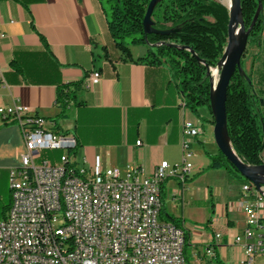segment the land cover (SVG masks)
I'll use <instances>...</instances> for the list:
<instances>
[{
  "label": "crops",
  "instance_id": "obj_1",
  "mask_svg": "<svg viewBox=\"0 0 264 264\" xmlns=\"http://www.w3.org/2000/svg\"><path fill=\"white\" fill-rule=\"evenodd\" d=\"M0 31V108H29L47 129L74 136L72 161L88 174L119 169L124 176L136 168L152 176L162 162L182 161L185 142L193 171L184 186L173 178L164 182L160 219L180 223L187 264H241L243 250L234 240L247 227L246 214L234 203L248 181L210 168V157L220 153L212 115L183 105L179 81L164 60L141 61L147 45H131V57L123 55L99 0H0ZM93 71L101 80L87 88ZM67 87L72 100L63 110L58 97ZM185 121L201 133L185 135ZM24 152L18 122L0 116V221L12 203L10 172ZM256 264H264V256Z\"/></svg>",
  "mask_w": 264,
  "mask_h": 264
},
{
  "label": "built area",
  "instance_id": "obj_2",
  "mask_svg": "<svg viewBox=\"0 0 264 264\" xmlns=\"http://www.w3.org/2000/svg\"><path fill=\"white\" fill-rule=\"evenodd\" d=\"M101 77L93 71L86 87ZM28 112L0 108L4 121L18 122L25 144L21 166L10 172L12 203L0 221V264H187L184 230L160 219L164 182L173 178L184 186L193 171L185 142L182 161L162 162L152 176L136 168L124 176L119 169L88 174L72 161L77 139L47 129L44 118ZM201 131L192 122L183 124L185 135ZM49 151L61 152L57 161L42 159ZM242 191L234 206L246 214L247 227L234 242L243 250L241 264H256L264 256V187L248 182Z\"/></svg>",
  "mask_w": 264,
  "mask_h": 264
},
{
  "label": "trees",
  "instance_id": "obj_3",
  "mask_svg": "<svg viewBox=\"0 0 264 264\" xmlns=\"http://www.w3.org/2000/svg\"><path fill=\"white\" fill-rule=\"evenodd\" d=\"M107 17L109 31L116 47L128 58L129 46L147 45L149 51L143 62L160 64L163 60L179 81L186 106L196 115L201 108L210 114L211 79L209 68H216L228 39L229 10L218 0H162L152 15L155 28L170 30L176 34L160 36L145 34L143 20L151 0H99ZM263 10L249 37V44L261 47L264 44V0H242V12L247 28L255 17L259 3ZM188 47L194 51L170 46ZM204 62V64L202 63ZM243 65V61H242ZM238 72L231 80L227 97L228 132L237 155L247 164H264V90H257ZM260 80L264 81V74ZM70 89L59 92L58 103L66 107L72 100ZM213 118V117H212ZM214 125V120H212ZM210 168L225 169L233 177L242 176L227 158L219 153L212 156ZM178 227L181 225L173 220ZM187 235L185 233L184 256Z\"/></svg>",
  "mask_w": 264,
  "mask_h": 264
},
{
  "label": "water",
  "instance_id": "obj_4",
  "mask_svg": "<svg viewBox=\"0 0 264 264\" xmlns=\"http://www.w3.org/2000/svg\"><path fill=\"white\" fill-rule=\"evenodd\" d=\"M161 1L162 0H151L148 5L143 20L144 31L147 35L154 34L168 36L176 34L179 31L178 28L170 30H158L155 28L152 15ZM226 7L229 10L228 39L225 51L216 67V70L219 73L216 83H214L212 79V68H209L207 72V75L211 79L210 107L214 120V140L219 152L236 167L240 175L250 182L257 190H261L262 187H264V164L252 166L245 163L237 155L232 146L228 132L227 97L231 80L236 72L244 77L249 84H252V80L243 68L242 61L247 50L249 37L263 10V6L260 2L249 28L246 27L244 22L242 0H231V4ZM170 46L182 50H188L191 51L192 54H195L194 51L188 47H179L173 44ZM202 63L204 64V62Z\"/></svg>",
  "mask_w": 264,
  "mask_h": 264
},
{
  "label": "rangeland",
  "instance_id": "obj_5",
  "mask_svg": "<svg viewBox=\"0 0 264 264\" xmlns=\"http://www.w3.org/2000/svg\"><path fill=\"white\" fill-rule=\"evenodd\" d=\"M218 2L223 3L225 6L229 5L226 0H218ZM243 68L248 75L252 76L253 82L257 90H264V81L260 80L261 74H264V44L261 47L249 44L247 50L243 57ZM211 75L213 82L216 83L219 73L216 68H212ZM204 108H201L199 112H203ZM207 109V108H206ZM214 127V126H213ZM212 136L214 139L213 128ZM61 152H44L42 159H50L52 162L57 161L58 156ZM264 158V155H262ZM41 162V161H40ZM240 181H247L243 176L240 178Z\"/></svg>",
  "mask_w": 264,
  "mask_h": 264
},
{
  "label": "bare ground",
  "instance_id": "obj_6",
  "mask_svg": "<svg viewBox=\"0 0 264 264\" xmlns=\"http://www.w3.org/2000/svg\"><path fill=\"white\" fill-rule=\"evenodd\" d=\"M228 2V4L230 5L231 4V0H226Z\"/></svg>",
  "mask_w": 264,
  "mask_h": 264
}]
</instances>
